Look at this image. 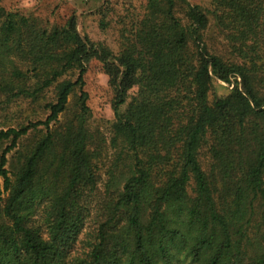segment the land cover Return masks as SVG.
<instances>
[{"label":"trees","instance_id":"16d2710c","mask_svg":"<svg viewBox=\"0 0 264 264\" xmlns=\"http://www.w3.org/2000/svg\"><path fill=\"white\" fill-rule=\"evenodd\" d=\"M2 1L0 264H264V0H105L115 49Z\"/></svg>","mask_w":264,"mask_h":264},{"label":"rangeland","instance_id":"374dc122","mask_svg":"<svg viewBox=\"0 0 264 264\" xmlns=\"http://www.w3.org/2000/svg\"><path fill=\"white\" fill-rule=\"evenodd\" d=\"M104 1L105 0H3L2 5L8 11L20 10L27 15H34L51 24L62 22L65 17L74 12L77 16L78 30L82 35H87L93 41L105 42L115 49V34L112 28L110 27L102 30L98 24L100 16L95 14L98 9L97 5L100 3L102 4ZM108 1L114 4L119 0ZM132 1L135 2L134 0ZM190 2L205 4L203 0H190ZM114 7L119 9L118 6ZM114 16V12H109L108 19ZM84 80V89L88 93L87 104L92 113V123L94 125H101L105 121L113 118L111 107L113 93L108 86L107 75L103 72L101 64L97 60H92L88 64ZM20 111L21 109L16 107L9 108V110H0V129L12 125L16 123V121L25 119L28 115L27 111Z\"/></svg>","mask_w":264,"mask_h":264},{"label":"crops","instance_id":"0c3cea01","mask_svg":"<svg viewBox=\"0 0 264 264\" xmlns=\"http://www.w3.org/2000/svg\"><path fill=\"white\" fill-rule=\"evenodd\" d=\"M100 4H101V3H100ZM100 4H99V5H100ZM99 5H97V7H99ZM90 10H91V9H90Z\"/></svg>","mask_w":264,"mask_h":264}]
</instances>
